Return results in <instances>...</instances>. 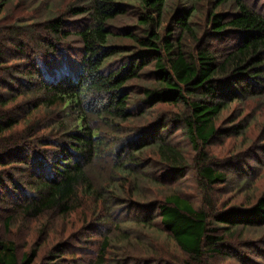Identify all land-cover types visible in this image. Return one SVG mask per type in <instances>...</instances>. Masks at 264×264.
Masks as SVG:
<instances>
[{
  "label": "trees",
  "instance_id": "1",
  "mask_svg": "<svg viewBox=\"0 0 264 264\" xmlns=\"http://www.w3.org/2000/svg\"><path fill=\"white\" fill-rule=\"evenodd\" d=\"M130 1L138 5L132 26H114L127 16L123 0H76L37 28L0 27V226L7 232L16 215L67 218L92 204L85 229L110 226L93 264H111L109 234L127 243L131 225L163 234L180 254L151 252L143 262L125 255L121 264H207L234 250L237 230L264 228V191L245 206L218 208L210 198L227 170L260 153L256 166L240 169L243 185L255 181L264 143L218 161L208 150L241 136L248 117L239 118L240 107L264 98V14L249 0H186L165 23L168 0ZM203 2L200 30L192 18ZM234 104L238 114L219 122ZM156 105L179 112L123 126ZM173 126L193 156L164 137ZM191 169L200 201L166 189ZM125 185L127 197L114 195ZM109 201L123 209L110 213ZM56 248L45 264H60L65 246ZM35 255L18 256L0 237V264H32Z\"/></svg>",
  "mask_w": 264,
  "mask_h": 264
},
{
  "label": "rangeland",
  "instance_id": "2",
  "mask_svg": "<svg viewBox=\"0 0 264 264\" xmlns=\"http://www.w3.org/2000/svg\"><path fill=\"white\" fill-rule=\"evenodd\" d=\"M123 1L126 3L125 8L128 11L127 16L114 23L116 28L122 25H136L135 16L138 12V5L134 1ZM249 1L264 14V0ZM75 2L76 0H10L0 9V27L3 28L7 24L15 25L16 22H20L21 25L23 24L24 28H37V22L42 23L47 21V19L53 15L64 12L69 5ZM179 3L183 4V6L188 4L186 0L167 1L164 12L165 23H169V10L178 7ZM206 8V2L199 4L200 14H195L192 18L193 26L200 30L201 28H206ZM81 18L82 17H76L70 20L80 24V21L84 20ZM34 24H36V27H34ZM164 25L165 24H162V26ZM23 34L24 36L20 38L29 37L25 32ZM73 45L75 46V44ZM263 103L264 98L255 102H245L244 105L240 107L241 114H239V118H243L244 116L248 117L246 124L247 128L243 131L241 136L224 139L219 144L211 145L208 150L213 160H222L227 158L231 153L254 150L262 147L259 144L264 143V136L262 135L264 132V105H261ZM245 104H247L246 107H244ZM174 112H179V110L171 106L156 105L151 111L141 116L137 114L136 120L125 123L123 126L131 127L137 125L139 127V125L147 121H152L159 115L172 114ZM236 114H238V105H231L225 113H222L219 122L223 121L229 115L235 116ZM239 118L237 117V120H239ZM170 127L172 126L169 125L168 129ZM173 128L174 130L164 137H167V139L176 144V146L190 154L191 148L182 131L174 126ZM190 155L193 156V153ZM260 157H262L260 153H256V155L243 162V164L240 165V169L244 167L248 169L247 166L250 164L256 166L255 159L261 160ZM260 168L261 167L258 166L253 170L251 169L253 175H256L258 171L259 175L256 177L255 181L246 185H243L244 181L241 179L242 175L240 174V169L238 171L234 168L229 171L227 170L226 173L228 176L226 185L216 187L213 192H211L210 198L216 203L218 208L222 206L252 205L255 199L264 191V170ZM239 175L241 176L239 177ZM99 179L103 181L106 179V176L103 174ZM129 187L130 186L127 185L122 187L124 191L123 195H114L117 197H127ZM141 187L143 188L145 186L141 185ZM166 189L178 190L192 201H200L201 199L197 187V177L192 169L189 170L185 176L176 180V183L167 185ZM159 197L161 198L160 194ZM90 205L91 207H83L82 210L75 212L77 214L62 219H51L48 216H44L35 220H26L16 215L13 218L14 223L8 228L7 232L0 226V237L14 242L18 256L29 253L34 249L36 255L32 264L47 263L49 256H53L58 250L56 247L60 245L65 246L63 256L60 258V260L62 259L60 264H75L76 262L78 264H93L91 260L94 259L93 256L95 255L92 256V254L98 249L103 235L106 234L107 229H110V226L106 225L103 231H100V228L93 229L92 227L85 229L86 225H83L84 219L88 221L90 210L93 207L92 204ZM108 205L110 213H113L114 210H121L122 208L116 206L115 202L111 201L108 202ZM98 208L100 209L101 206H98ZM80 211L82 213H80ZM115 213L117 214L118 212ZM129 229L133 232L135 238L128 234L127 243L121 244L119 239H116L118 232L111 231L109 234V237L111 236L110 245L112 246L110 247L111 249L109 248L106 250L105 257L107 263L121 264L120 260L127 257L125 255H130L139 262H143L144 255H150L151 252H166L179 257L180 252L173 247L171 242L169 243L167 241L163 234L156 233L153 230L147 231L140 227H135L134 225H131ZM78 237L80 239L75 241L74 238ZM250 240H252L254 244L256 243L257 248L254 247L255 245L253 243H245ZM230 241L235 244H233L235 246L234 250L230 251L231 254H226L224 253L225 250H223L221 256L209 259L207 264H264V257H257L258 254L262 255L261 252H263L264 255L263 227L245 231L237 230ZM181 257L183 260L184 257Z\"/></svg>",
  "mask_w": 264,
  "mask_h": 264
}]
</instances>
